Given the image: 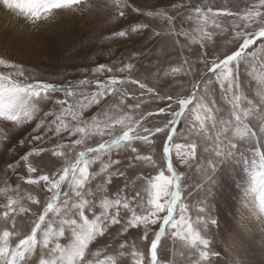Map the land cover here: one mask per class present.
Returning a JSON list of instances; mask_svg holds the SVG:
<instances>
[{"label": "snow or ice", "instance_id": "snow-or-ice-1", "mask_svg": "<svg viewBox=\"0 0 264 264\" xmlns=\"http://www.w3.org/2000/svg\"><path fill=\"white\" fill-rule=\"evenodd\" d=\"M83 3L84 0H0V7L23 16L36 25L41 20H48L55 10L79 11L77 6ZM191 11L193 15L187 18L197 21L195 31L199 33V38L183 28L177 31L172 26L175 19L173 16L165 13L155 15L163 16L169 22L170 36H184L192 44L199 43L201 50L213 40L217 30L221 33L227 31L222 21H229L237 47L230 50V54L213 53L211 57L202 52L203 68L199 70V76L188 96L161 94V89L150 87L139 78H133L130 75L135 67L133 64H126L119 69L120 73H129L124 78L116 75H111L106 80L85 78L58 86L38 80L27 82L29 77H25L19 66L0 60V64L5 67L16 69L15 73H0V121H8L16 126L24 125L36 118L44 102L56 97L55 106H58V111L45 112L36 130L45 128L46 119L54 117L48 123L45 135L51 133L62 140V134L67 133L69 138H74L67 144L54 141L55 147L51 149L36 147L22 157L30 174L36 173L37 168L29 162V157L39 156L44 151L63 157L64 166L55 175L41 174L35 179L29 176L26 180L28 185H40L43 182V187L51 193L42 214L32 221L30 234L21 236L15 230L17 224L12 213H27L32 210L24 207L19 195L8 196L0 217L5 222V227L0 230V264H29L37 245L42 249L39 264H104V261L90 258L99 255L98 252L92 253L89 250L90 245L99 237H105L106 234L115 236L143 226V236L138 238L149 240L148 226L158 222L159 231L150 239L147 252L141 251L135 243L128 244L126 241L120 244L122 249L130 247L132 264H165L158 249L169 230H172L173 237L187 243L197 256L196 264H205L209 259V241L203 237L208 223L207 197L218 160L231 146L234 136L248 132V117L254 112L264 114V91L259 92L258 99H252L245 94L240 81L242 72L248 73L251 68L255 74L257 65L259 71L264 72V54L257 55L264 53V0H253L242 11L228 8L214 10L211 6L206 10L195 6ZM124 14L122 10L119 12L120 16ZM147 27L146 24H138L131 31L139 32ZM128 34L126 31L116 33L118 37H126ZM154 35L158 36L160 33ZM174 43L180 44V41L176 39ZM253 45H257L256 50H251ZM180 46L184 48L186 45ZM192 63L185 59L182 64L164 70L163 75H188ZM94 71L112 73L113 69L100 65ZM14 75L24 77L25 82L14 79ZM159 75L160 72L157 71L156 76ZM214 83L219 85L220 96L227 104L226 108L219 106L217 100L209 95V86ZM202 84L204 88L201 93ZM129 85L137 86L139 96ZM259 86L264 89V78L260 79ZM89 88H94L95 91L86 92ZM145 95L151 101L169 103L158 106L156 112L140 111L144 104L150 103L140 99ZM107 96L112 99L106 106L94 114L89 112ZM153 116L170 118L163 126L149 127L145 121ZM182 121L186 128L191 124L188 130L194 132L203 145L200 172L207 183L204 186V199L196 208L184 202L182 175L173 162V153L184 163L195 159L197 155L198 144L195 140L186 143L174 141L178 134L183 135L182 132L178 133V126ZM96 137L100 140L95 141ZM154 139L163 141L161 159L166 164V170L162 167L158 174L152 176L141 172L136 162L146 163L153 168L156 162L151 155L139 154L136 142L151 144ZM33 140L43 141L44 137L35 136ZM97 162L99 169L93 170V165ZM128 169L132 171L127 172ZM132 176L140 184L136 186L134 193L129 194L126 190ZM97 177L101 178V182L93 187ZM113 177H124L123 186L115 182ZM107 185H114L111 196L105 194L108 192ZM8 191L7 188L0 190V195H7ZM28 199L33 205L41 203L31 196ZM162 212L166 214L161 217ZM9 223L14 230H9ZM113 226L119 227L110 232ZM14 236L20 237L18 242H13ZM65 239L66 242L61 243ZM109 261L110 264H116L115 258H109ZM168 264L173 262L168 261Z\"/></svg>", "mask_w": 264, "mask_h": 264}, {"label": "rangeland", "instance_id": "rangeland-1", "mask_svg": "<svg viewBox=\"0 0 264 264\" xmlns=\"http://www.w3.org/2000/svg\"><path fill=\"white\" fill-rule=\"evenodd\" d=\"M252 2L253 0H119V2L117 0H84L83 4L77 6L79 11L55 10L59 14L52 16L54 18L41 20L36 25L26 24L25 27L30 26L28 32H26L28 29L12 32L9 27H2L0 60H5L9 65L19 66L24 71L25 77H29L27 82L38 80L58 86L85 78L106 80L111 75L124 78L129 73H120L119 69L126 64H133L135 67L130 73L133 78H139L148 86L161 89V94L168 93L174 97L177 95L184 97L191 94L192 85L199 76V70L203 68L202 52H206L211 57L213 53L230 54V50L237 47L231 24L229 21H222L227 31L221 33L217 30L213 40L201 50L199 43L192 44L191 41H186L184 36H170L169 22L163 16L155 14L165 13L173 16L175 19L172 26L177 31L183 28L192 36L199 38V33L195 31L197 21L187 18L193 15L192 8L201 6L206 10L208 6H211L214 10L228 8L233 11H242ZM121 10L125 13L124 16L119 15ZM20 17L29 21L23 16ZM180 21L182 23H179ZM138 24H146L148 27L139 32L131 31ZM120 31H126L129 34L126 37H118L116 33ZM157 32L160 35H154ZM176 39L186 46L181 48L180 44H175ZM256 48L257 45H253L251 50ZM262 54L264 53L257 55ZM185 59L193 62L188 75L182 73L175 76L163 75L164 70L182 64ZM100 65L111 67L113 72L96 73L94 70ZM15 71L14 68L0 64L2 74L15 73ZM157 71L160 72L159 76H156ZM13 78L25 82L24 77L14 75ZM261 78H264V72L259 71V65L255 74L252 73L251 68L248 73H241V87L248 97L258 99L259 92L264 91L259 86ZM129 87L136 90L139 96L137 86L129 85ZM209 87L211 89L209 95L217 100L219 106L226 108L227 104L220 96L219 85L214 83ZM203 88L202 84L201 93ZM85 91L91 92L95 89L89 88ZM55 99L56 97L44 102L36 118L24 125L16 126L8 121H0V190L9 189L7 195H0V217L5 210L4 205L7 203L8 196L19 195L24 207L32 210L27 213H12L17 224L15 230L19 231L21 236L30 234L32 221L42 214L47 198L51 195L43 187V182L40 185H28L26 180L29 176L35 179L41 174L55 175L64 166L63 157H56L49 151H44L39 156L29 157V162L37 168L36 173L30 174L27 171V163L22 160V157L36 147L51 149L55 147L54 141L67 144L74 139L69 138L67 133L62 134V140L51 133L45 135L47 125L54 117L46 119L45 128L36 130L45 112L58 111ZM111 99V96L105 97L89 112L94 114L101 107L106 106ZM140 99L150 101L144 104L140 111L156 112L158 106H166L169 103L168 101H151L147 95ZM173 106L175 107L174 104ZM169 118L148 117L145 123L149 127L163 126ZM190 127V123L186 128L182 121L178 126V133L182 132L183 135L178 134L174 141L186 143L195 140L198 144L196 158L184 163L173 153V162L182 175L183 200L196 208L204 199V186L207 181L200 172V166L203 164L201 156L203 145L200 138L188 130ZM246 127L248 132L232 138L231 146L219 158L216 166L210 194L207 197L208 223L205 225L203 238L209 241V259L205 264H257L250 247H253L255 234L262 233L264 236V114L252 113L248 117ZM35 136H43L44 140L35 141L33 140ZM94 139L100 140L99 137ZM162 144L163 141L160 139H154L151 144L136 142L139 154L151 155L156 162L155 168L143 162H136L141 172L155 176L162 167L166 170V164L161 159ZM123 154L126 155V153ZM98 169L99 162L93 165V170ZM131 171L132 169L127 170V172ZM165 174L167 175L166 171ZM113 179L121 187L123 186L124 177H113ZM100 182L101 178L97 177L93 187ZM139 184L140 181L136 180L135 176L130 177L126 191L129 194L134 193ZM113 187L114 185H107L108 192L105 194L111 196ZM14 189L17 191H12ZM29 196L41 203L33 205L28 199ZM36 209L39 211L36 212ZM165 214L162 212L160 216ZM3 227L5 222L0 219V230ZM7 227L9 230H14L11 223L7 224ZM117 227L119 226H113L110 232ZM148 227L149 240L138 238L143 236V226L138 229H129L126 233H117L115 236L106 234L105 237H99L89 249L90 252H98L99 255L90 258L104 261V264H110L109 258H115L116 264H132L130 247L122 249L120 244L126 241L128 244L135 243L141 251L147 252L150 248V239L154 238L155 233L158 232L160 222L150 224ZM171 231L166 232L158 249L161 259L165 264H168V261H172L173 264H196L197 256L193 254L186 242L173 237ZM19 238L14 236L13 242H18ZM65 242L66 239L61 241V243ZM41 251V246L37 245L36 253L30 257L29 264H39ZM45 258H47L46 253Z\"/></svg>", "mask_w": 264, "mask_h": 264}, {"label": "bare ground", "instance_id": "bare-ground-1", "mask_svg": "<svg viewBox=\"0 0 264 264\" xmlns=\"http://www.w3.org/2000/svg\"><path fill=\"white\" fill-rule=\"evenodd\" d=\"M58 14H59L58 12L57 13L54 12L52 16L55 17ZM30 23L31 22L23 19L19 15L13 14L7 11L6 9H4L3 7H0V30L2 29V27L7 26L12 30V32H19L18 29L20 30L28 29L26 31L28 32L30 29V26L29 25H27V27L25 26L26 24H30ZM250 251L253 254V258L257 260V264H264V236L262 235V233L255 234V237L253 240V247L252 248L250 247Z\"/></svg>", "mask_w": 264, "mask_h": 264}]
</instances>
